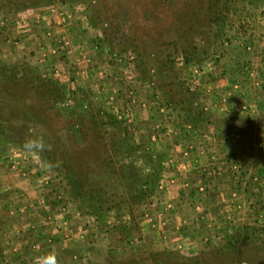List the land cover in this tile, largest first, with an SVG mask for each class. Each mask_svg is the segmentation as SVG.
Listing matches in <instances>:
<instances>
[{"label": "rangeland", "instance_id": "obj_1", "mask_svg": "<svg viewBox=\"0 0 264 264\" xmlns=\"http://www.w3.org/2000/svg\"><path fill=\"white\" fill-rule=\"evenodd\" d=\"M0 29V264H264V0H0ZM31 137L46 149L25 151ZM63 156L116 193L99 213L80 210ZM204 212L230 219L176 243L180 217Z\"/></svg>", "mask_w": 264, "mask_h": 264}, {"label": "trees", "instance_id": "obj_2", "mask_svg": "<svg viewBox=\"0 0 264 264\" xmlns=\"http://www.w3.org/2000/svg\"><path fill=\"white\" fill-rule=\"evenodd\" d=\"M10 1L14 2L16 0H10ZM77 126H78L76 127L77 131H75V133L73 134V137H74L73 140L75 142L78 141V138H77L78 135L84 134L85 136H87L88 134L81 125L77 124ZM241 129H242V132L244 133V129L242 127ZM93 133H95V135H94V138L92 139V143L96 141L97 140L96 138L99 137L100 135V133H97V132H93ZM120 141H123L124 143H121ZM111 146H114L116 148V150H114V154L115 156H117L119 152L122 153V151L124 150V147H127V150H128L129 138L115 139ZM97 154L99 153L95 152L96 156ZM102 160L103 159L100 157L96 158V161L98 162H101ZM114 160L115 159H113V163H112L113 165L115 163ZM63 167H64L63 170L68 179L70 192L73 193L74 185H76L77 187V190L74 191L73 194L76 200L78 201L80 210L82 212L99 213L101 210H103L104 207H106L105 203L107 202L106 201L107 197L110 198V194H114V196H116V193L108 192L105 186L99 185L98 183H96V181H91L86 176L85 173L81 172L74 165V163L71 162V160L67 156L64 157L63 159ZM112 168H114L113 173H115L117 170V167L112 166ZM116 173L119 179L129 178L132 180L133 184H136L137 181L139 180V177L134 173V167H131L129 169V172L127 173L121 170L120 171L117 170ZM148 186H150L149 187L150 189H144V193L137 192V193L132 194L133 199L135 200L138 197L145 198V196L150 195L153 189H151V185L148 184ZM227 252L228 254L230 253V256H234V252L232 250L227 251ZM236 254H238V255H235L238 260V257L239 256L241 257L242 255H239V252H236ZM153 256L155 257V261H157L156 264H221V262H219L218 259L223 257V254L221 250L220 251L212 250L210 252H203V251H197V250L195 251H184V250L183 251H167L166 250L156 255L154 254ZM232 259H235V262H236L235 257H233ZM238 263L240 262L237 261L236 264Z\"/></svg>", "mask_w": 264, "mask_h": 264}, {"label": "crops", "instance_id": "obj_3", "mask_svg": "<svg viewBox=\"0 0 264 264\" xmlns=\"http://www.w3.org/2000/svg\"><path fill=\"white\" fill-rule=\"evenodd\" d=\"M263 79V78H262ZM264 80V79H263ZM196 163V162H195ZM197 164V163H196ZM199 168V166H197V165H191V169H193L194 171L196 170V172H197V169ZM193 173V172H192ZM183 177L184 176V174L183 173H179V172H176V177ZM199 177V176H198ZM202 177L200 176V179H201ZM206 179V178H205ZM207 180V179H206ZM223 181V180H222ZM218 185V186H217ZM215 184V186H214V188L217 186V189L219 190H222L221 188H222V186H223V183H221V184ZM5 194V193H4ZM181 194V193H180ZM5 202H6V200H4V201H2V204L0 203V222H2V225H1V227H2V231H5L6 230V228H9L10 227V225H7V222H8V219L7 218H9V216H7L6 215V213H7V211H6V208L7 207H4L3 205H5ZM1 205L3 206V207H1ZM16 206V205H15ZM208 206H210V207H208ZM208 206H206L205 207V209H204V207H203V209H204V211H211L213 208L215 209L216 207H214L213 205H208ZM226 206V205H225ZM12 207V206H11ZM29 209V208H28ZM194 209V211L196 212V214L198 213V212H201V211H203V210H201L200 208H193ZM224 210H226V209H224ZM205 214H204V219H201V218H199V216H196L195 218H193V219H191L189 222L188 221H186L187 219H182L183 217H180L181 219V221H178V225L179 226H181L179 229H178V233H181V235L180 236H177L176 235V243H178V242H180L182 245H184V246H186V245H190V244H192L193 246L194 245H197V243H199V242H205L204 240H202V239H200V237H198L197 235H196V237H195V239H193V236L192 235H190V229H193V228H197V229H199L200 228V223H204V226H215V225H220V226H222L223 225V227H225L226 226V224L228 223V221H229V219H230V217H229V215L228 214H225V215H223L222 213H219V214H211V213H215V212H204ZM5 220V221H4ZM211 229V228H210ZM186 233L188 234V235H186ZM184 234V235H183ZM186 235V236H185ZM190 235V236H189ZM191 237V238H190ZM178 238H180V239H178ZM216 239V235L214 234L212 237H210L209 235L206 237V241H212V240H215ZM193 242H195V243H193Z\"/></svg>", "mask_w": 264, "mask_h": 264}, {"label": "clouds", "instance_id": "obj_4", "mask_svg": "<svg viewBox=\"0 0 264 264\" xmlns=\"http://www.w3.org/2000/svg\"><path fill=\"white\" fill-rule=\"evenodd\" d=\"M47 145L42 137H31L27 139L23 145V148L27 152H43ZM48 167H52V164H48ZM45 264H54V260H47Z\"/></svg>", "mask_w": 264, "mask_h": 264}, {"label": "built area", "instance_id": "obj_5", "mask_svg": "<svg viewBox=\"0 0 264 264\" xmlns=\"http://www.w3.org/2000/svg\"><path fill=\"white\" fill-rule=\"evenodd\" d=\"M19 23H20V26H21L22 28L28 25V22H27L25 19H21V21H19ZM1 31L3 32L4 30L0 29V33H2ZM0 35H1V34H0ZM149 185H151L150 182H149Z\"/></svg>", "mask_w": 264, "mask_h": 264}]
</instances>
